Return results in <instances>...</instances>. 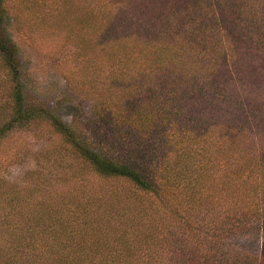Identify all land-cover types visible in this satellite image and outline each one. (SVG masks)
<instances>
[{
  "label": "trees",
  "instance_id": "1",
  "mask_svg": "<svg viewBox=\"0 0 264 264\" xmlns=\"http://www.w3.org/2000/svg\"><path fill=\"white\" fill-rule=\"evenodd\" d=\"M11 1L0 0V63L14 112L0 138L47 123L75 163L58 187L72 180L76 197L58 212H44L49 202L37 216L26 212L29 253L10 264H113L118 254L119 264H264L227 247L264 215V0H89L76 40L96 102L69 125L24 106L16 47L3 30ZM51 1L65 0L43 3ZM113 207L119 225L106 226L98 217ZM111 226L122 237L105 244Z\"/></svg>",
  "mask_w": 264,
  "mask_h": 264
},
{
  "label": "rangeland",
  "instance_id": "2",
  "mask_svg": "<svg viewBox=\"0 0 264 264\" xmlns=\"http://www.w3.org/2000/svg\"><path fill=\"white\" fill-rule=\"evenodd\" d=\"M87 4L90 5L89 0L59 1L54 4L57 7L49 11L54 6L52 1L12 0L3 24L5 36L16 47L15 63L20 73L24 106L56 112L66 125L75 112L89 118L96 102V95L88 89L89 75L85 74L78 53L83 42L76 40L87 31ZM89 8L91 11V6ZM115 23L119 24V15ZM94 33L92 30V38L96 39ZM2 67L0 63V125L14 112L12 86ZM100 79L107 80V71L101 72ZM60 143L58 134L42 121L16 126L0 138V264L21 263L20 259L26 257L22 253H29L28 248L22 247L27 238L21 222L27 211L37 216L42 213L37 207L49 202L53 205L52 211L44 212H58L61 203L76 197L72 180L61 181L58 187V179L75 166L72 157L60 149ZM57 151L63 155H57ZM46 178H53V186L46 184L43 189L41 184ZM92 184L118 190L121 187L119 182L105 183L96 179ZM10 190L17 195L9 193ZM98 218L106 226L111 222L119 225V207H113ZM252 226L235 236L227 247L264 259V215ZM114 229L112 226L105 229L101 242L119 241L122 232ZM13 243L20 248L17 256L12 255ZM32 252L38 255L40 248L30 252L34 258L36 255ZM119 261V254L112 255L111 263L119 264Z\"/></svg>",
  "mask_w": 264,
  "mask_h": 264
}]
</instances>
